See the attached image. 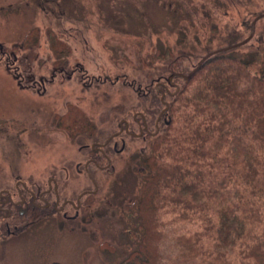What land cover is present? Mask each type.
I'll use <instances>...</instances> for the list:
<instances>
[{"label": "rangeland", "instance_id": "374dc122", "mask_svg": "<svg viewBox=\"0 0 264 264\" xmlns=\"http://www.w3.org/2000/svg\"><path fill=\"white\" fill-rule=\"evenodd\" d=\"M257 15H264V0H0V184L16 178L41 181L58 166L82 159L76 152L78 141L57 132L53 124L69 109L80 110L92 122L107 120L109 130L118 114L145 110L149 103L129 86L158 77L164 63L145 65L141 57L184 55L177 59L176 71L187 73L205 45L213 43L211 51L233 45L234 36L226 35L245 25L251 28ZM234 50L247 59L256 54L264 71V17L248 42ZM6 63L20 69L26 85L28 78L49 79L55 68L78 70L46 85L41 96L20 87ZM81 74L93 79L92 87L82 83ZM140 144L131 143L113 159L114 172L100 184L87 224L73 225L69 234L49 223L33 227L39 237L27 241L25 253L17 248L8 264L24 259L35 264L42 253L46 262L74 258L77 264H118L126 258L140 237L138 217L129 209L145 174L147 152H139ZM162 217V262L193 264L169 245L173 235L192 227L170 226L168 216Z\"/></svg>", "mask_w": 264, "mask_h": 264}, {"label": "trees", "instance_id": "16d2710c", "mask_svg": "<svg viewBox=\"0 0 264 264\" xmlns=\"http://www.w3.org/2000/svg\"><path fill=\"white\" fill-rule=\"evenodd\" d=\"M248 31L245 25L226 36L237 43ZM234 51L209 57L186 80L175 77L183 84L165 97L169 123L147 143L143 183L129 207L139 220L138 246L118 264H164L162 214L170 226L193 228L169 242L183 260L264 264V71L256 54L247 59ZM169 56L140 59L164 63L160 75L168 76L184 55ZM63 117L66 129L94 128L80 110Z\"/></svg>", "mask_w": 264, "mask_h": 264}, {"label": "flooded vegetation", "instance_id": "af4514ba", "mask_svg": "<svg viewBox=\"0 0 264 264\" xmlns=\"http://www.w3.org/2000/svg\"><path fill=\"white\" fill-rule=\"evenodd\" d=\"M6 66L20 87H30L41 96L46 93V85L56 80L61 81L64 76L72 77L78 70L55 68L49 79L45 76H41L38 81L28 78L26 85L19 68L9 63H6ZM171 74V85L166 82L167 76L160 75L155 78L153 75L146 84H139L134 88L129 86L137 97L149 103V106L145 110H136L131 116L118 114L119 120L113 118L110 121V124L114 122L111 131L108 121L104 119L98 123L91 121L94 124L91 130L87 126H81L78 131L66 129L61 125L64 124L63 113L55 121L52 120L57 132H63L67 137L72 136V139L78 141L76 152L82 159L75 164L58 166L43 176L41 181L16 178L0 184V264H8L7 260L14 258L17 248H23L25 253V246H30L27 241H34L39 237L33 234L35 231L32 230L39 224H54L57 231L61 228L69 234L73 232L70 229L73 225H83L90 221L91 206L101 191L100 184L110 172H114L113 159L121 155L131 143H141L139 152L146 151L148 154L147 143L156 137L162 127L168 125L169 104L165 97L178 88L175 77L182 79L179 74L183 73L174 71L168 76ZM81 75L82 83L86 87H92L93 79L85 74ZM104 82L99 81L101 84ZM42 254L38 255L40 259L35 261V264L78 263L74 258L66 262H46ZM18 264H25V259Z\"/></svg>", "mask_w": 264, "mask_h": 264}, {"label": "water", "instance_id": "95a60500", "mask_svg": "<svg viewBox=\"0 0 264 264\" xmlns=\"http://www.w3.org/2000/svg\"><path fill=\"white\" fill-rule=\"evenodd\" d=\"M262 16H264V15H258L257 17H255L254 18V20L252 21V24H251V29H250V33H249V35L244 39V40H242V41H240V42H238V43H235V44H233V45H230V46H228V47H225V48H221V49H219V50H216V51H212V52H209V53H207L206 55H204L200 60H199V62L197 63V66L191 71V72H189V74L188 75H181V74H179L183 79H187L196 69H198L201 65H202V63L206 60V59H208L210 56H212L213 54H215V53H218V52H224V51H227V50H230V49H233V48H236V47H239V46H242V45H244L245 43H247L248 42V40L252 37V35H253V33H254V25H255V23H256V21L260 18V17H262ZM172 77H173V74H171L170 76H168L167 78H166V81H167V83H169L170 85H171V79H172Z\"/></svg>", "mask_w": 264, "mask_h": 264}]
</instances>
